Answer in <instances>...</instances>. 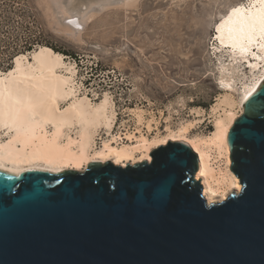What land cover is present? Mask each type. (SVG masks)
I'll return each mask as SVG.
<instances>
[{
	"label": "water",
	"instance_id": "95a60500",
	"mask_svg": "<svg viewBox=\"0 0 264 264\" xmlns=\"http://www.w3.org/2000/svg\"><path fill=\"white\" fill-rule=\"evenodd\" d=\"M242 108L227 135L241 190L218 203L181 141L124 167L0 170V264H264V80Z\"/></svg>",
	"mask_w": 264,
	"mask_h": 264
},
{
	"label": "rangeland",
	"instance_id": "374dc122",
	"mask_svg": "<svg viewBox=\"0 0 264 264\" xmlns=\"http://www.w3.org/2000/svg\"><path fill=\"white\" fill-rule=\"evenodd\" d=\"M101 1L74 2L75 7L94 5L95 10L81 26L79 40H73L53 31L40 0H28L33 17L22 13V0H0V38L17 47L25 40L38 39L63 52L65 62L76 71L74 84L80 97L93 103L100 102L105 93L110 97L116 113L112 133L122 138L119 142L126 143L124 137L132 133L163 138L170 132L178 134L183 127H188V133L180 139L186 142L214 132L213 120L219 111L213 108L225 94L221 84L224 59L215 54V26L231 6H248V1L137 0L128 7L121 0H110L103 7ZM242 66L246 77H234L236 117L243 113L239 107L242 86L252 80L248 62ZM104 137L102 133L96 136V147Z\"/></svg>",
	"mask_w": 264,
	"mask_h": 264
},
{
	"label": "bare ground",
	"instance_id": "6f19581e",
	"mask_svg": "<svg viewBox=\"0 0 264 264\" xmlns=\"http://www.w3.org/2000/svg\"><path fill=\"white\" fill-rule=\"evenodd\" d=\"M75 1L40 0V3L53 31L79 40L81 26L95 7L92 4L75 7ZM247 1L248 6L244 3L231 6L215 26V39L218 41L215 54L218 53L224 62H230L221 64V84L225 94L213 108L219 114L214 117L215 130L209 136L186 142L184 138L180 139L188 130V127H183L177 131L178 134L170 132L163 138L155 136L149 139L132 133L124 137L126 143L119 142L122 138L112 133L116 113L110 97L105 93L97 103L86 96L80 97L78 86L74 84L76 71L72 64L66 63L61 53L39 46L28 54L16 56L10 70L0 71V170L13 174L28 170L61 174L69 170L82 171L91 162L134 165L150 162L149 154L158 146L169 141H181L197 155L195 180L201 181L202 193L208 204L221 202L229 194L240 191L239 179L229 169L231 162L227 144L228 132L237 118L233 110L236 104L233 94L237 91L234 77L238 80L241 75L246 77L242 64L247 61L252 80L244 84L239 93L241 108L264 80V33L257 30L249 37L248 33L237 30L239 23L236 17L228 19L235 7L250 9L249 15L264 8L256 0ZM101 2L105 7L111 1ZM136 2L121 0L127 7L135 6ZM67 21L78 23L79 27ZM65 101L67 105L62 107ZM137 118L141 122L140 112ZM99 133L105 137L96 147Z\"/></svg>",
	"mask_w": 264,
	"mask_h": 264
},
{
	"label": "trees",
	"instance_id": "16d2710c",
	"mask_svg": "<svg viewBox=\"0 0 264 264\" xmlns=\"http://www.w3.org/2000/svg\"><path fill=\"white\" fill-rule=\"evenodd\" d=\"M22 2H23L22 13L28 14L29 17H33V10H32L33 6H31L28 0H22ZM3 21L4 20L1 19V22ZM36 45L49 47L53 51L59 53V50H57L52 44L44 42L42 40H38V39L25 40L24 44H21L17 47L9 43H6L4 40L0 38V71L10 70L13 67V61L16 56L32 51L36 47Z\"/></svg>",
	"mask_w": 264,
	"mask_h": 264
},
{
	"label": "snow or ice",
	"instance_id": "6c2138e0",
	"mask_svg": "<svg viewBox=\"0 0 264 264\" xmlns=\"http://www.w3.org/2000/svg\"><path fill=\"white\" fill-rule=\"evenodd\" d=\"M256 2L264 5V0H256ZM249 11L250 9H246L243 6L235 7L231 10L228 19L231 20L236 17L239 23L237 30L241 33H248L249 37L257 30L264 33V8L251 15L247 14Z\"/></svg>",
	"mask_w": 264,
	"mask_h": 264
}]
</instances>
